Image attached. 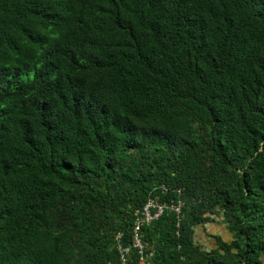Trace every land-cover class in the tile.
<instances>
[{
    "label": "trees",
    "instance_id": "obj_1",
    "mask_svg": "<svg viewBox=\"0 0 264 264\" xmlns=\"http://www.w3.org/2000/svg\"><path fill=\"white\" fill-rule=\"evenodd\" d=\"M141 257L264 264V0H0V264Z\"/></svg>",
    "mask_w": 264,
    "mask_h": 264
},
{
    "label": "built area",
    "instance_id": "obj_2",
    "mask_svg": "<svg viewBox=\"0 0 264 264\" xmlns=\"http://www.w3.org/2000/svg\"><path fill=\"white\" fill-rule=\"evenodd\" d=\"M183 205L182 201L179 202H170V203H163L159 202L155 198H150L148 202L143 206L140 210L136 224H135V238L133 245L140 249V252H143V244L140 239L139 229L143 223H150L151 221L157 219L165 210V208L169 207L170 209L174 210L176 213L181 212V207ZM121 233L117 235V238L120 239ZM121 251V258L123 263L127 261V256L130 252V247L120 246ZM141 264H144V259L141 257Z\"/></svg>",
    "mask_w": 264,
    "mask_h": 264
},
{
    "label": "rangeland",
    "instance_id": "obj_3",
    "mask_svg": "<svg viewBox=\"0 0 264 264\" xmlns=\"http://www.w3.org/2000/svg\"><path fill=\"white\" fill-rule=\"evenodd\" d=\"M214 234H219L226 239L231 238V233L229 232L226 223L222 220V217H216V221L206 223L205 229L200 225L197 228V239L204 246L212 247L215 245ZM205 235L207 238H205Z\"/></svg>",
    "mask_w": 264,
    "mask_h": 264
},
{
    "label": "water",
    "instance_id": "obj_4",
    "mask_svg": "<svg viewBox=\"0 0 264 264\" xmlns=\"http://www.w3.org/2000/svg\"><path fill=\"white\" fill-rule=\"evenodd\" d=\"M4 172H5V174H8V166L4 167Z\"/></svg>",
    "mask_w": 264,
    "mask_h": 264
},
{
    "label": "crops",
    "instance_id": "obj_5",
    "mask_svg": "<svg viewBox=\"0 0 264 264\" xmlns=\"http://www.w3.org/2000/svg\"><path fill=\"white\" fill-rule=\"evenodd\" d=\"M205 238H207L206 235H205Z\"/></svg>",
    "mask_w": 264,
    "mask_h": 264
}]
</instances>
